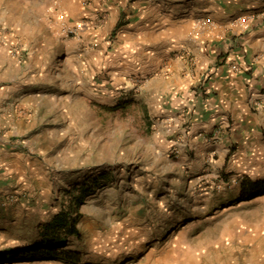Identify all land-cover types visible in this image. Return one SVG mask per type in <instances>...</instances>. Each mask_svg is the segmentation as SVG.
<instances>
[{
	"label": "rangeland",
	"instance_id": "1",
	"mask_svg": "<svg viewBox=\"0 0 264 264\" xmlns=\"http://www.w3.org/2000/svg\"><path fill=\"white\" fill-rule=\"evenodd\" d=\"M109 1L0 0V264H264V190L242 196L264 181L261 143L170 134L196 113L164 82L190 48L148 73L125 29L142 0ZM224 19L200 13L189 47L225 41ZM63 211L74 260L23 259Z\"/></svg>",
	"mask_w": 264,
	"mask_h": 264
},
{
	"label": "crops",
	"instance_id": "2",
	"mask_svg": "<svg viewBox=\"0 0 264 264\" xmlns=\"http://www.w3.org/2000/svg\"><path fill=\"white\" fill-rule=\"evenodd\" d=\"M101 2L95 0V4ZM113 2H105L101 7L118 3L119 6H114L116 11L125 14L129 11L127 1ZM171 2L142 0L132 21L125 26L133 32L126 40L138 42L139 38L140 47L146 52L143 67L148 73L164 66L167 55L174 49L190 48L191 62L189 58L169 60L165 69L169 70L168 78L164 82L175 93L184 96L191 93L189 96L197 102L190 99L186 105L188 115L193 110L197 114L189 117L192 120L189 130L169 131L170 134L180 135L179 142L187 141L188 145L190 142L194 148H207L211 143L220 146L214 140L224 142L223 137L244 145L247 141L261 143L260 148L264 150V0H174L170 6ZM213 9L224 13V22L229 27L225 41L212 39L214 43L207 44V48L201 44H198L200 48L189 47L188 40L197 38L194 29L200 24L196 25L194 18L200 13L210 16ZM107 10L110 12L108 24L114 28L117 25L114 12L112 8ZM244 17L248 21L240 25L238 19ZM203 34L202 40L207 38ZM206 75L203 88L192 93ZM178 146L181 151L182 144Z\"/></svg>",
	"mask_w": 264,
	"mask_h": 264
},
{
	"label": "trees",
	"instance_id": "3",
	"mask_svg": "<svg viewBox=\"0 0 264 264\" xmlns=\"http://www.w3.org/2000/svg\"><path fill=\"white\" fill-rule=\"evenodd\" d=\"M246 186L243 185V191L246 190ZM248 194L243 192V198H249V196L264 190V181L252 183L248 186ZM251 190V192H250ZM246 195V196H245ZM70 212L63 211L58 214L53 222L46 226L43 231V241L41 246L34 249L25 251L22 257L23 259H37L43 258H56V259H67L74 260V254L68 251H58V248L64 247L70 237L80 236V231L77 227V221H73L70 218Z\"/></svg>",
	"mask_w": 264,
	"mask_h": 264
},
{
	"label": "built area",
	"instance_id": "4",
	"mask_svg": "<svg viewBox=\"0 0 264 264\" xmlns=\"http://www.w3.org/2000/svg\"><path fill=\"white\" fill-rule=\"evenodd\" d=\"M247 21H248L247 17L239 19L240 25H245L247 23Z\"/></svg>",
	"mask_w": 264,
	"mask_h": 264
}]
</instances>
